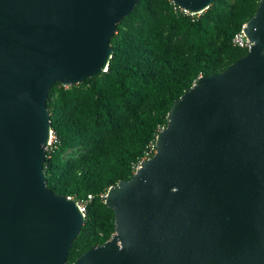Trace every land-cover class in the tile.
Wrapping results in <instances>:
<instances>
[{
  "label": "water",
  "instance_id": "1",
  "mask_svg": "<svg viewBox=\"0 0 264 264\" xmlns=\"http://www.w3.org/2000/svg\"><path fill=\"white\" fill-rule=\"evenodd\" d=\"M201 14L215 0H170ZM138 0H0V264H68L86 221L47 186L49 93L108 70ZM252 46L177 100L157 151L106 204L116 231L74 264H264V0Z\"/></svg>",
  "mask_w": 264,
  "mask_h": 264
},
{
  "label": "trees",
  "instance_id": "2",
  "mask_svg": "<svg viewBox=\"0 0 264 264\" xmlns=\"http://www.w3.org/2000/svg\"><path fill=\"white\" fill-rule=\"evenodd\" d=\"M260 0H215L185 14L170 0H138L111 40L108 70L84 83H56L47 101L54 141L47 150V186L77 201L93 196L68 264L115 234L109 189L130 180L168 115L201 76L220 74L247 49L233 39Z\"/></svg>",
  "mask_w": 264,
  "mask_h": 264
},
{
  "label": "built area",
  "instance_id": "3",
  "mask_svg": "<svg viewBox=\"0 0 264 264\" xmlns=\"http://www.w3.org/2000/svg\"><path fill=\"white\" fill-rule=\"evenodd\" d=\"M182 11L185 13V14H191L193 15L192 13L188 12V11H185L182 9ZM247 24H245L242 28V30L237 33L233 39V44L239 48H242V49H247L248 51L250 50L251 46H252V43L251 41L248 39L246 33H245V28H246ZM54 141V136H53V133H52V136H51V140H50V146L52 145ZM157 151V145H156V140L155 142H152L151 145H150V151L146 154V157L144 158L143 161L145 160H148L150 159L152 156H154V154L156 153ZM141 163L138 165V167L136 168V170L140 167ZM136 172V171H135ZM93 200V196H89L88 199H85V200H81V201H77L78 202V205L81 209V211L86 215V211H87V208H88V205L89 203Z\"/></svg>",
  "mask_w": 264,
  "mask_h": 264
}]
</instances>
